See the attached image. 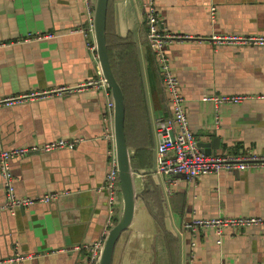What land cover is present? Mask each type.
<instances>
[{
    "label": "crops",
    "instance_id": "crops-1",
    "mask_svg": "<svg viewBox=\"0 0 264 264\" xmlns=\"http://www.w3.org/2000/svg\"><path fill=\"white\" fill-rule=\"evenodd\" d=\"M154 5L163 27L188 35L167 49L197 143L219 138L207 154H264V46L212 41L231 33L264 34V0ZM85 19L84 0H0V98L49 94L0 106V150L78 140L73 149L37 150L9 161L18 196H58L14 213L0 210V260L23 256L0 264H87L90 251L76 246L98 241L118 213L99 189L110 158L104 137L109 95L94 85L77 88L96 78L97 62L76 30ZM145 30L142 0H108V57L124 94L137 192L133 219L115 242L111 264H264V225L223 230L220 243L212 227L193 233L183 228L194 217L264 215V168L220 170L193 180L180 176L166 185L156 172L154 121L169 106ZM60 87L76 89L49 93ZM214 93L245 98L215 108L204 99Z\"/></svg>",
    "mask_w": 264,
    "mask_h": 264
},
{
    "label": "built area",
    "instance_id": "built-area-1",
    "mask_svg": "<svg viewBox=\"0 0 264 264\" xmlns=\"http://www.w3.org/2000/svg\"><path fill=\"white\" fill-rule=\"evenodd\" d=\"M86 4V19L85 23L78 26L76 30L80 31L86 38V46L92 53L96 63V78L88 80L83 86L94 85L101 88L109 95V89L105 85L96 53V45L93 39V23H92V5L90 0H84ZM144 25L146 27L147 44L152 51L156 65L159 69L160 79L166 94V99L169 106L167 115L157 116L154 121V130L157 138L156 148V172L160 174L167 186L175 184L178 177H183L186 180L209 173H218L220 170L242 171L251 169L264 168V154H255L247 152L242 155L230 154H206L198 147L197 141L190 129L186 108L185 99L180 90V82L173 71L171 58L168 53V45L173 41L186 38L188 35L181 36L175 34L162 26L158 11L154 5V0H142ZM51 36L50 33L42 34ZM41 35V36H42ZM37 38L39 37L36 36ZM215 44H233V45H255L264 46V34L249 33V34H224L213 36ZM0 45H3L0 42ZM70 87H60L49 93L61 94L71 91ZM49 95L46 92H25L18 95H9L0 98V106H12L20 104L23 101L43 98ZM242 95H226V94H209L204 97L207 101H212L214 107L217 108L220 103L230 102L235 103L244 99ZM108 116H105V139L111 143L109 149V166L104 174V184L99 187L104 191L107 198V205L112 210L116 202L117 192V168L114 158V136L112 131L111 116H112V101L108 99ZM78 140H70L65 138L54 139L44 142L41 145L31 146H16L0 150V172L3 177V186L5 191V203L0 206V210H7L14 213L18 208L29 207L35 202L47 203L57 198L55 192H48L37 197L18 196L15 192L13 184V176L11 174L9 161L16 157H23L37 150L50 152L53 150L68 148L73 149ZM109 221L104 229L102 237L92 244L84 243L76 248H84L90 251V257L87 259V264H96L99 255L100 247L103 243L105 234L112 224ZM264 225V215L259 216H233V217H194L186 221L183 228L191 233L199 228L212 227L218 235L217 243H220V237L223 230H238L240 228ZM194 245V243H192ZM23 256H12L7 259L0 260L2 262H12L21 260Z\"/></svg>",
    "mask_w": 264,
    "mask_h": 264
},
{
    "label": "water",
    "instance_id": "water-1",
    "mask_svg": "<svg viewBox=\"0 0 264 264\" xmlns=\"http://www.w3.org/2000/svg\"><path fill=\"white\" fill-rule=\"evenodd\" d=\"M92 1L93 37L96 45L98 63L109 89V99L112 101L111 124L114 136V158L117 168L118 182L116 202L118 213L105 234L99 250L96 264H111V256L115 242L123 230L131 223L137 198L133 170L130 162V154L125 137V100L120 84L118 83L110 65L106 43V12L108 0ZM219 138H213L212 142H198L203 153H208L209 145L217 147ZM166 227L171 229L170 219L165 218Z\"/></svg>",
    "mask_w": 264,
    "mask_h": 264
},
{
    "label": "trees",
    "instance_id": "trees-1",
    "mask_svg": "<svg viewBox=\"0 0 264 264\" xmlns=\"http://www.w3.org/2000/svg\"><path fill=\"white\" fill-rule=\"evenodd\" d=\"M155 63H156V61H155ZM115 220V219H114Z\"/></svg>",
    "mask_w": 264,
    "mask_h": 264
}]
</instances>
